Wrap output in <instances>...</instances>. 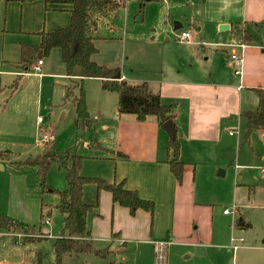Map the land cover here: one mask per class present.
I'll return each mask as SVG.
<instances>
[{
    "label": "crops",
    "instance_id": "1",
    "mask_svg": "<svg viewBox=\"0 0 264 264\" xmlns=\"http://www.w3.org/2000/svg\"><path fill=\"white\" fill-rule=\"evenodd\" d=\"M145 2H156L151 7L157 8L160 18L166 23L165 26L161 25L166 31L163 43L155 40L150 44L153 51H137L134 54L131 41L136 26H127L132 18V5L128 3L131 7L128 10L121 0L120 7L109 14L113 16L116 12L120 13L121 9L123 12L125 10L123 32L114 30L113 25L110 28V34H121V38H107V46L101 49L98 44L101 39L98 35L100 21L93 41L97 52L91 60L108 68H120L122 80L135 85L147 84L152 93L159 95L162 104L172 107V121L176 127L175 137L179 141L182 165L171 168L167 163L170 156L166 147L170 139L157 120L150 117L139 122L133 115H119L117 94L103 91L101 81L95 78L83 82L86 108L92 124L87 137L74 145L83 160L93 161L89 167L85 166V170L94 171V177L109 183L123 182L125 188L136 191L141 199L153 202L158 217L164 214L171 238V241H163L164 238H160L158 233L155 236L160 226L156 220L153 224V215L138 209L131 216L127 208L112 202L109 192L102 191L97 210L101 230L89 229V240L93 243L109 240L120 251L125 249L128 241L144 244L143 254L148 255L150 250L154 251V244L171 242L183 247H194L209 245L213 239L212 210L202 198L206 197V188L215 177L224 175L223 171L217 174V170L225 163V151L230 148L228 138L234 136V128L244 123L245 133V121L241 113L256 108L258 95L255 90H264V44L259 39H253V31L264 26H258L264 21V0ZM70 9L68 5H47L42 1L20 3L0 0V36L3 41L0 59L1 63L10 67L0 69V74L16 77L15 85L9 86L14 94L18 92V80L22 77H26L27 84L31 77L36 79L39 92L43 90L46 79L52 80L51 98L47 104L52 113L58 111L55 121L59 125L65 124L67 128L75 129V108L66 99L67 87L73 84L74 79L66 75L60 50L55 48L45 61L41 59L39 73H29L37 61L28 71L16 67L21 45H37L41 33L67 27ZM184 24L186 27H183ZM190 26L196 27L199 32L198 41H193ZM236 28L251 34L250 44L242 43L240 38L233 35ZM152 30L155 32V29ZM176 30L190 33V42H177L178 33H171ZM17 34L20 36L19 41L12 46V52L7 53L6 35ZM170 36L175 38V42H171ZM230 37L238 38L239 42ZM127 43L130 44L128 51ZM114 45L118 48L113 49ZM205 47H209V50ZM56 51L60 57L57 64L54 63ZM221 52H225V56ZM233 53L242 59L240 76L232 73L230 55ZM130 55L135 60L127 63ZM141 55H145L146 61L138 64L136 58ZM3 89L0 87V94ZM73 94L76 95V88ZM38 119L36 125L42 124L43 120ZM54 129L52 123L43 128L39 126L37 135L40 138L43 133H52V141L56 142L58 135L55 136ZM5 153L11 155V152ZM87 191L84 187L83 201H95L96 189L89 194V199L86 198Z\"/></svg>",
    "mask_w": 264,
    "mask_h": 264
},
{
    "label": "rangeland",
    "instance_id": "2",
    "mask_svg": "<svg viewBox=\"0 0 264 264\" xmlns=\"http://www.w3.org/2000/svg\"><path fill=\"white\" fill-rule=\"evenodd\" d=\"M122 1L128 10L131 9L129 4L132 5V18L127 23L128 28L136 26L134 39L131 41L132 51L134 54L137 51L145 53L153 51L150 44L155 40H160L162 44L166 37V31L161 27L166 23L160 18L157 8L151 7L157 3L145 2L144 12L142 9L140 15L138 14L140 0ZM134 6L137 7L134 9ZM121 10L120 13L105 17L100 23L98 35L101 39L98 44L101 49L107 46L105 45L108 42L107 38L114 36L121 38V34L119 36L110 34L112 25L114 30H121L120 33L124 30L125 10L124 12ZM152 29H155V32ZM189 30L194 37L193 41L194 39L198 41L200 36L196 27L190 26ZM179 31L171 33L179 34ZM230 38L239 42L238 38ZM19 39L18 34L6 35L5 51L11 53L12 46L17 44ZM253 39H259V42L264 44V26L253 31ZM170 40L175 42V38L171 36ZM165 45L171 46L167 43ZM2 46L0 36V51ZM115 48L118 46L114 45L113 49ZM129 48L130 44L127 43V51ZM171 48L173 49L172 46ZM205 48L207 50L209 47ZM58 54L56 51L54 58L56 64L60 60ZM221 54L225 56V52ZM19 57L20 51L17 54L18 59ZM46 59L47 57L43 58L44 61ZM133 60L135 59L130 55L127 63ZM136 61L138 64L144 63L145 55L136 58ZM9 68L1 63L0 59V69ZM29 73L34 71L31 70ZM15 78L0 74V87L4 88L0 94V219L24 226L27 233L19 231L13 234L0 228V264H52L55 257L54 241L60 236L63 225V217L56 206L59 204L57 191L67 188L65 168L59 162L60 158H54L50 160V165L42 177L39 176L36 167L21 162L37 155H78L74 144L87 137L88 129L85 131L73 127L69 129L65 124L59 125L58 121H55L58 118V111L52 113L47 104L51 98L52 80L46 79L43 90L39 92L36 79L31 77L27 84L26 77H22L18 80V92L14 94L9 86L14 84ZM78 92L79 89L76 88V95ZM69 102L74 105L73 101ZM38 118L43 120V123L36 125ZM48 123L54 124V133L55 136L58 135V140L39 145L37 135L39 126L43 128ZM243 128L244 123L238 128L235 127L234 136L228 138L230 148L225 151V163L217 170V174L223 171L224 175L215 177L212 184L206 188V197L202 198L212 210L213 239L209 245L183 247L171 242L165 245L154 244V251L152 249L146 255L143 254L144 244L128 241L125 249L120 251L115 243L103 240L92 242L96 249L109 250L103 257L93 253L65 254L61 264H264V133L254 131L249 140L245 141ZM7 151L11 152L9 157L5 155ZM90 164H93V161L82 159V176L94 177V171L85 170V166L89 167ZM85 188L88 190L86 198L89 199V194L95 187L86 185ZM52 189L55 192H52ZM91 203H94V200ZM224 210L232 213L225 215ZM99 220L97 215H90L87 220L88 228L100 231ZM155 220L160 226L155 236L158 233L160 238H164L163 241H171L164 214L158 217L155 210L153 224ZM240 220L244 226L239 225ZM32 238L34 240L29 241ZM232 238L235 241L242 239L241 242L235 243L238 247L234 250L231 245Z\"/></svg>",
    "mask_w": 264,
    "mask_h": 264
},
{
    "label": "trees",
    "instance_id": "3",
    "mask_svg": "<svg viewBox=\"0 0 264 264\" xmlns=\"http://www.w3.org/2000/svg\"><path fill=\"white\" fill-rule=\"evenodd\" d=\"M5 2H32L42 1L44 4L68 5L70 9L69 24L65 28L57 29L50 33H41L40 42L37 45H21L20 59L16 67L21 71H28L32 65L44 57L51 50L58 48L61 52V60L65 66L66 75L72 81L67 87L66 99L74 102L76 129L87 130L92 124L86 103L83 82L89 78L99 79L103 91L117 94V113L119 115H133L139 122H144L152 117L162 125L168 120H173L172 107L161 103L160 97L150 91L147 84H130L121 78V69L108 68L98 65L91 60L97 52L93 43L97 25L109 14L120 7L121 0H4ZM145 0H140L139 14H142ZM264 25V21L258 26ZM242 43L250 44L251 34L247 30L236 28L233 32ZM75 88L79 89L78 95L73 94ZM258 95L256 108L241 113L245 121L244 140L248 141L254 131H264V90H255ZM167 154L170 158L167 163L171 168L181 167L179 159V141L177 137L167 142ZM9 157V153H5ZM60 158L59 162L65 168V180L67 188L57 191L59 204L56 209L63 217L61 234L54 241V262L61 264L65 254L93 253L104 256L108 249H96L89 240L90 230L87 220L90 215H97L99 207V195L107 191L111 195L113 203L128 209L133 216L141 209L151 216L153 215V202L141 199L137 192L125 188L123 182L109 183L100 178H92L81 175L82 157L79 155H37L21 162L25 165L36 167L39 176H44L50 160ZM70 162V163H69ZM180 176H178L179 179ZM43 185V182H42ZM41 185V187H42ZM86 185H93L96 189L94 203L83 201V189ZM55 192V190H51ZM239 225L244 224L240 221ZM0 228L8 233L23 231L24 226L15 222L0 219ZM34 240L33 238L29 241ZM116 264V263H113ZM121 264V263H117Z\"/></svg>",
    "mask_w": 264,
    "mask_h": 264
},
{
    "label": "built area",
    "instance_id": "4",
    "mask_svg": "<svg viewBox=\"0 0 264 264\" xmlns=\"http://www.w3.org/2000/svg\"><path fill=\"white\" fill-rule=\"evenodd\" d=\"M191 40V35L188 32H181L177 35L176 37V41L179 43H188ZM230 60L232 63V67H233V75L234 76H240L241 75V69H242V59L239 55H237L236 53H233L232 55H230ZM42 64V61L39 60L37 61L36 65L33 67V71L34 73H39L40 72V65ZM38 121H41V119L39 118ZM232 134V133H230ZM54 139V136L52 133H43L40 138H39V144H46L51 142ZM230 213H232V211H227L224 210L223 214L225 215H230ZM235 213V210H234ZM242 239H239L238 241H235L233 238L231 239V245L233 249H237V245H235L236 242H241Z\"/></svg>",
    "mask_w": 264,
    "mask_h": 264
},
{
    "label": "water",
    "instance_id": "5",
    "mask_svg": "<svg viewBox=\"0 0 264 264\" xmlns=\"http://www.w3.org/2000/svg\"><path fill=\"white\" fill-rule=\"evenodd\" d=\"M145 1H149V0H145ZM225 28H226V26H225ZM161 128H162V130H164L167 133L169 139L173 140L175 138L176 127H175V123L172 120H168L165 123H163L161 125Z\"/></svg>",
    "mask_w": 264,
    "mask_h": 264
}]
</instances>
